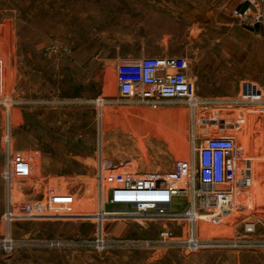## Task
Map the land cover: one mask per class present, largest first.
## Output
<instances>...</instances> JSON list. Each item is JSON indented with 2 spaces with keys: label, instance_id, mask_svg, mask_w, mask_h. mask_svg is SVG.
Masks as SVG:
<instances>
[{
  "label": "rangeland",
  "instance_id": "1",
  "mask_svg": "<svg viewBox=\"0 0 264 264\" xmlns=\"http://www.w3.org/2000/svg\"><path fill=\"white\" fill-rule=\"evenodd\" d=\"M238 7L0 0V264H264V20ZM158 55L187 58L198 104L117 96V64ZM218 80L236 94H202ZM211 136L234 139L235 190L195 221L182 196L146 213L107 200L106 175L169 171ZM162 228L202 246L158 245Z\"/></svg>",
  "mask_w": 264,
  "mask_h": 264
},
{
  "label": "built area",
  "instance_id": "2",
  "mask_svg": "<svg viewBox=\"0 0 264 264\" xmlns=\"http://www.w3.org/2000/svg\"><path fill=\"white\" fill-rule=\"evenodd\" d=\"M231 15L247 26L259 24L264 18V0H240V7L233 8ZM187 69V58L173 55L143 56L134 63H118L117 96L137 100L151 109H157L165 100H185L190 106H195L199 100L192 95ZM234 151L232 137L211 136L200 139L198 144H194L191 156L176 160L169 171L138 174L127 170L113 171L104 179L107 200L111 204L129 205L135 212L146 213L164 207L170 209L174 198L182 196L186 204L184 214L195 221L198 210L215 208L234 192L235 184L228 174ZM21 161L28 160L23 157ZM4 177H9L7 170ZM3 217L6 221L10 219L6 213ZM154 243L192 250L202 246V241L194 233L181 239L167 228L160 230Z\"/></svg>",
  "mask_w": 264,
  "mask_h": 264
},
{
  "label": "crops",
  "instance_id": "3",
  "mask_svg": "<svg viewBox=\"0 0 264 264\" xmlns=\"http://www.w3.org/2000/svg\"><path fill=\"white\" fill-rule=\"evenodd\" d=\"M209 84L210 83H208V87L202 89V94L207 96H233L238 90V85L234 80H218L213 82L211 86ZM262 152H264L263 148Z\"/></svg>",
  "mask_w": 264,
  "mask_h": 264
}]
</instances>
